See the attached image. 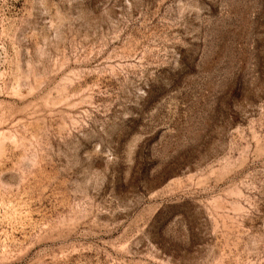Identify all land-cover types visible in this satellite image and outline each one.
Returning <instances> with one entry per match:
<instances>
[{
  "label": "rangeland",
  "instance_id": "obj_1",
  "mask_svg": "<svg viewBox=\"0 0 264 264\" xmlns=\"http://www.w3.org/2000/svg\"><path fill=\"white\" fill-rule=\"evenodd\" d=\"M0 264H264V0H0Z\"/></svg>",
  "mask_w": 264,
  "mask_h": 264
}]
</instances>
